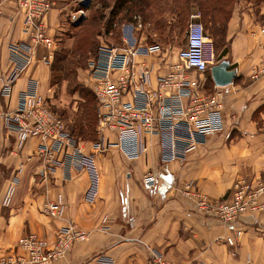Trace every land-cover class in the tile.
Listing matches in <instances>:
<instances>
[{
	"label": "crops",
	"instance_id": "0c3cea01",
	"mask_svg": "<svg viewBox=\"0 0 264 264\" xmlns=\"http://www.w3.org/2000/svg\"><path fill=\"white\" fill-rule=\"evenodd\" d=\"M62 1L56 0L46 19L51 35L60 23ZM239 6L233 9L226 28L229 51L224 57L236 74L230 84L221 86L224 128L207 135L183 160L161 161L155 136L147 137L146 152L133 160L111 146L97 154L98 193L93 201H87L90 180L85 171L66 170L57 163L43 175L45 164L34 154L39 140L26 139L16 156L14 134L0 117V198L16 177L10 204L0 203V264L2 257L20 253L18 243L24 233L35 232L53 242L57 230L70 225L84 231L86 238L51 264H98L101 258L112 264H145L153 252L173 261L246 264L249 260L264 264V212L224 223L198 211L181 192L185 181L192 180L209 196L225 200L230 198L237 177L264 179V75L252 77L253 68L264 59L260 34L264 6L259 5L258 16L253 5ZM26 38L23 16L12 2H6L0 15V110L16 108L25 92L46 95L49 100L53 96L49 64L39 61L40 49L36 62L16 75L9 92L3 90L5 78L12 73L8 45ZM163 55L161 47L157 58H148L157 76L167 69ZM210 84L214 88L213 81ZM82 146L94 150L92 143L82 142ZM148 171L157 175L153 188L142 183ZM58 197L64 203V213L52 218L43 209ZM237 229L241 230L237 243L227 244L225 237Z\"/></svg>",
	"mask_w": 264,
	"mask_h": 264
},
{
	"label": "built area",
	"instance_id": "2783aa9c",
	"mask_svg": "<svg viewBox=\"0 0 264 264\" xmlns=\"http://www.w3.org/2000/svg\"><path fill=\"white\" fill-rule=\"evenodd\" d=\"M89 0H79L84 5ZM6 2L23 16L26 40L8 45L11 74L3 82L8 93L16 75L29 68L37 60L50 64L57 50V42L47 30L46 19L56 0H0V15ZM76 21L85 15L83 9ZM145 24L140 15L119 25L118 41L101 39L96 51L87 63L90 87L96 98L98 139L93 149L86 151L82 141L72 136L65 122L52 109L46 95L25 92L14 109L0 110L6 129L14 134L17 156L25 140H39L34 151L51 171L58 163L64 169L85 171L90 180L85 193L87 201H93L98 193L100 171L97 154L117 147L123 155L137 159L146 152L148 136L158 138L159 157L163 162L183 160L190 151L205 142L207 135L224 128L225 94L221 86L203 93L195 79L196 74L210 72L216 63L213 41L205 34L199 20L189 23L185 46L178 49L174 61L168 62L164 73L157 76L149 57L161 52L157 43L143 36ZM264 39V25L260 29ZM165 58V55L162 56ZM168 61V60H164ZM155 73V74H154ZM264 75V59L252 70V77ZM114 135L110 139L107 134ZM61 156L63 159H57ZM1 158V154H0ZM1 161V160H0ZM16 177L10 180L0 203L9 205L15 190ZM146 188H153L157 175L148 171L142 179ZM182 194L191 199L196 209L213 215L224 223H234L244 215L264 212V179L237 177L232 184L230 198H213L203 192L192 180L182 186ZM61 197L46 203L44 212L52 218L64 213ZM241 230L225 237L229 245H235ZM86 238V233L70 225L57 230L53 242L35 232H26L18 243L19 254L1 258L2 264H51L63 257L71 246ZM92 264V263H89ZM98 264H112L109 259H99ZM145 264H203L199 261H173L158 252ZM246 264H257L247 261Z\"/></svg>",
	"mask_w": 264,
	"mask_h": 264
},
{
	"label": "rangeland",
	"instance_id": "374dc122",
	"mask_svg": "<svg viewBox=\"0 0 264 264\" xmlns=\"http://www.w3.org/2000/svg\"><path fill=\"white\" fill-rule=\"evenodd\" d=\"M115 1L89 0L86 4L80 5L79 0H64L59 5L62 8L60 10L61 19L58 18L60 23L52 34L57 42V52L53 62L49 64L48 73L49 85L53 91L50 103L68 127H71L77 118H81V115L92 114L91 106L88 105L89 102H92V107H96L95 96L88 81L87 63L101 39L111 42L118 41L117 29L113 27L108 30L107 28ZM144 2L147 4L144 14L139 11V8L133 6L131 12H128V16L131 13L130 17L135 14L140 15L145 24L142 30L143 36H146L149 42L157 43L162 47L165 60L174 61L177 50L185 46L189 23L192 20L201 21L200 12L195 8L190 11H183L182 15L178 17L167 10L156 30L151 19L152 0H144ZM165 2L168 8L170 3L168 0ZM230 2L232 11L237 4L240 7L239 3L243 9L247 5H253L255 7L253 13L257 16L260 15L259 5L264 6V0H230ZM81 9L85 15L76 21L74 18L78 17ZM158 13L157 10V17L159 16ZM121 15L122 13H116L114 22H120ZM211 39L217 59L216 63L222 59H227L224 57L225 55L221 56L220 54L223 50L226 51L225 53L229 51L227 38L224 40L211 37ZM75 45L76 48L78 47L76 51ZM217 55L219 56L217 57ZM194 77L203 93L214 91L210 84L212 81L210 74H196ZM86 109L88 112H85ZM92 128L91 135L89 133L84 138H79L84 145L94 143L98 139L97 119H95Z\"/></svg>",
	"mask_w": 264,
	"mask_h": 264
},
{
	"label": "trees",
	"instance_id": "16d2710c",
	"mask_svg": "<svg viewBox=\"0 0 264 264\" xmlns=\"http://www.w3.org/2000/svg\"><path fill=\"white\" fill-rule=\"evenodd\" d=\"M165 1L166 0H152L151 19H152V24L156 30H157V25L160 24L164 16V13L167 12V10L173 15H177L178 17H180L183 11H190L196 8L201 14L200 22L203 25L205 34H207L208 36L210 34V36L213 38H220L224 40L226 39L227 23L232 14L230 0H168L170 3L168 8L166 6L167 3ZM146 5L147 4L144 2V0H116L114 2V8L111 11V20L107 26L108 30H111L113 27H115L117 29L116 33L118 35L119 25L122 22L131 19L130 16L132 13L128 16V12H131L132 7L134 6L136 8H139V11H141V13L144 14ZM157 10L159 11L158 17L156 14ZM118 12L122 13L119 19V21L120 20L121 21L114 22V16ZM77 48L75 45V51L78 50ZM56 52L57 50L54 53L53 60L55 58ZM225 52L223 50L220 53L221 56H224L226 54ZM94 53H92V56L94 55ZM218 56L219 55H217V57ZM88 105L91 106L92 114L86 113L84 116L81 115V118H77L71 127H68L66 125L69 133L78 139L80 137L84 138L85 135L89 133L91 135V133L93 132L92 126L95 123V119H97L96 107H92L93 106L92 102H89ZM85 112H88L87 109Z\"/></svg>",
	"mask_w": 264,
	"mask_h": 264
},
{
	"label": "water",
	"instance_id": "95a60500",
	"mask_svg": "<svg viewBox=\"0 0 264 264\" xmlns=\"http://www.w3.org/2000/svg\"><path fill=\"white\" fill-rule=\"evenodd\" d=\"M227 59H222L210 67V76L216 86H225L230 84L235 77V70L230 68Z\"/></svg>",
	"mask_w": 264,
	"mask_h": 264
}]
</instances>
